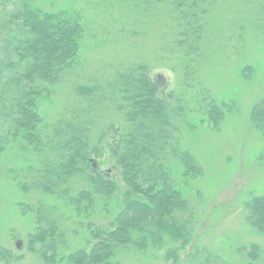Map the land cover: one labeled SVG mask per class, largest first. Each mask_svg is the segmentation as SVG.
Wrapping results in <instances>:
<instances>
[{"label":"trees","instance_id":"16d2710c","mask_svg":"<svg viewBox=\"0 0 264 264\" xmlns=\"http://www.w3.org/2000/svg\"><path fill=\"white\" fill-rule=\"evenodd\" d=\"M35 1L21 0L20 8L6 12L0 21V157L13 142L23 143L35 162L16 171L17 188L61 202L73 216L58 215L57 206L39 201L31 208L36 227L28 252L43 264H121V255L169 246L165 259L172 264H231L199 246L181 260L180 253L189 251L196 236V213L174 182L171 161L183 167L185 179L202 175L203 170L193 154L182 151L171 119L176 111L168 112L171 96L151 78L147 64L120 66L105 85L74 84L75 95L89 100L85 114L73 110L49 124L42 118L40 106L77 78L91 33L81 11L49 12ZM116 1L133 4L131 8L143 16L154 10L159 17L166 14L175 24L174 42L187 58L200 52L206 17L215 4V0ZM187 63L188 69L192 60ZM194 98L202 104L200 116L219 128L223 110L210 92L202 88ZM100 107L120 120L94 132L88 115ZM251 122L264 137V98L253 108ZM106 155L117 169L112 172L118 171L116 178L93 167L92 158ZM243 209L246 224L264 235V195L250 197ZM99 215L111 218L97 224L94 219ZM71 219L87 232L83 246L73 250L62 228ZM261 252L256 244L250 245L246 263H257ZM0 259L2 264L22 260L7 250H0Z\"/></svg>","mask_w":264,"mask_h":264},{"label":"rangeland","instance_id":"374dc122","mask_svg":"<svg viewBox=\"0 0 264 264\" xmlns=\"http://www.w3.org/2000/svg\"><path fill=\"white\" fill-rule=\"evenodd\" d=\"M35 5L49 12L81 11L91 33L84 45L79 77L40 106L42 118L49 124L73 110L85 114L90 110L89 100L75 95L74 84L105 85L114 69L147 64L151 78L171 96L168 112L176 111L171 119L182 151L193 154L203 170L202 175L185 179L183 167L177 160L171 161L174 182L196 213V236L189 251L180 253L182 262L199 246L228 263L247 264L245 254L256 244L262 252L255 264H264V235L246 224L243 209L250 197L264 195V137L251 122L253 108L264 98V0H215L206 17L200 52L190 58L174 42L175 24L164 13L159 17L157 10L143 16L131 8L133 4L129 7L116 0H36ZM20 6L21 0H0V21L6 12ZM189 60L192 63L187 69ZM202 88L223 110L219 128H213L198 112L202 104L194 95ZM88 119L94 121V132L120 120L103 107ZM24 149L23 143L13 142L0 157V250L22 258L19 264H43L28 252L29 236L36 227L31 208L42 201L57 206L58 215L73 214L53 198L17 188L13 182L16 171L35 162ZM101 158H92L93 167L118 177V171L112 172L117 169L110 156ZM97 218V224H106L111 217ZM72 219L62 228L73 250L83 246L87 232ZM168 247L131 252L119 256V261L172 264L165 259ZM241 247L245 250L239 253Z\"/></svg>","mask_w":264,"mask_h":264}]
</instances>
